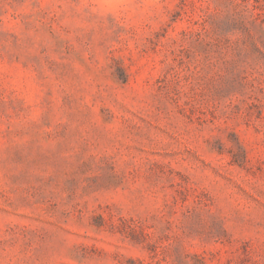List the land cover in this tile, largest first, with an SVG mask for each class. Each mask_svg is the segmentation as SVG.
I'll use <instances>...</instances> for the list:
<instances>
[{
    "label": "rangeland",
    "instance_id": "obj_1",
    "mask_svg": "<svg viewBox=\"0 0 264 264\" xmlns=\"http://www.w3.org/2000/svg\"><path fill=\"white\" fill-rule=\"evenodd\" d=\"M0 264H264V0H0Z\"/></svg>",
    "mask_w": 264,
    "mask_h": 264
}]
</instances>
